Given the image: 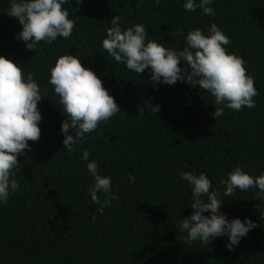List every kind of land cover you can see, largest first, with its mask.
<instances>
[{
    "label": "trees",
    "instance_id": "16d2710c",
    "mask_svg": "<svg viewBox=\"0 0 264 264\" xmlns=\"http://www.w3.org/2000/svg\"><path fill=\"white\" fill-rule=\"evenodd\" d=\"M138 2L85 0L77 7L68 0L63 7L75 21L71 38L41 42L35 53L15 39L22 26L7 15L10 0H0V55L24 67L25 78L34 72L41 89L48 90L38 105L41 139L29 142L31 151L18 158L19 189L0 204V264H264V209L253 201L257 190L223 197L220 184L236 166L256 176L264 172V0H213L215 17L201 9L185 11V0H143L142 8ZM116 15L125 30L142 23L149 38H162L165 47L175 50L186 46L190 30L207 34L216 23L231 39L227 51L243 57L247 74L255 78V108H225L214 119V97L203 89L179 81L153 87L149 70L142 76L116 63L102 47ZM66 53L91 68L127 113L101 123L103 135L87 134L71 154L62 143L60 106L47 99L54 95L50 67ZM147 102L160 105V111L153 114ZM84 149L98 171L111 176L119 196L103 215L88 192L92 177L82 159ZM181 171L205 172L213 190L220 191L221 211L229 219L250 218L259 225L234 251L225 247L226 237L207 248L177 240L175 225L192 212L191 189ZM129 175L135 176L134 184Z\"/></svg>",
    "mask_w": 264,
    "mask_h": 264
},
{
    "label": "clouds",
    "instance_id": "9594fccd",
    "mask_svg": "<svg viewBox=\"0 0 264 264\" xmlns=\"http://www.w3.org/2000/svg\"><path fill=\"white\" fill-rule=\"evenodd\" d=\"M68 0H10L7 15L15 18L21 31L15 33V39L25 43L28 50L36 53L41 42L52 44L58 38L70 39L75 21L69 18V10L63 7ZM159 0H157V3ZM85 0H75L77 7ZM213 0H185L183 8L188 12L201 9L204 15L215 17L216 12L210 5ZM143 7V0L137 8ZM102 47L118 64L142 75L150 71V82L153 87L175 85L178 81L192 88L203 89L214 97L213 118L224 115L225 108L242 111L243 108H255V96L258 91L254 86L255 78L247 74L246 61L243 57L227 51L231 39L216 23H211L205 30L194 28L186 37V46L182 50L165 47L162 38H149L144 24L136 23L125 30L119 15L110 20ZM184 36V32L179 33ZM183 63V67H181ZM24 67L0 55V204L6 205L19 189L15 179V170L20 166L19 157L31 151L29 142L37 143L42 130L39 124L43 120L38 105L45 99L47 88L43 90L35 79L34 72L25 78ZM50 79L54 95L47 99L60 107L64 116L60 132L65 150L69 154L75 151L77 144L83 145L87 134L99 131L100 124H107L121 112L114 96L104 87L97 74L74 54L59 56L50 67ZM148 107L153 114L161 106ZM27 150V151H26ZM91 153L84 149L82 159L88 161L86 167L92 177L88 187L91 201L98 205L96 212L103 215L111 207L113 200H119L112 190V178L98 171V163L90 160ZM191 189L192 212L175 225L179 232L177 240L191 246L199 242L205 248L216 239L226 237L225 247L234 251L241 239L259 225L250 218L229 219L221 211L225 201L219 190H213L212 181L205 172L197 175L193 172L179 173ZM129 181L135 183V176L129 175ZM224 186L223 197H229L237 190L244 192L257 190L255 200L257 209H264V172L258 176L249 174L242 166H236L221 179ZM103 197V198H102ZM210 213V215H205ZM264 219V211L260 212ZM93 222L96 216L92 217Z\"/></svg>",
    "mask_w": 264,
    "mask_h": 264
}]
</instances>
